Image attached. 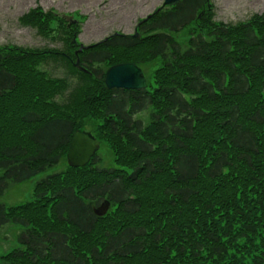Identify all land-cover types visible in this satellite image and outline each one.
I'll return each mask as SVG.
<instances>
[{
  "label": "trees",
  "instance_id": "16d2710c",
  "mask_svg": "<svg viewBox=\"0 0 264 264\" xmlns=\"http://www.w3.org/2000/svg\"><path fill=\"white\" fill-rule=\"evenodd\" d=\"M52 10L37 5L18 22L48 38L78 34ZM136 26L140 37L111 33L79 52L91 73L72 65L71 43V54L0 46V122L12 114L0 124V195L65 162L35 182L31 200L0 202V227L25 228L3 262L264 264V11L224 23L209 0H180ZM50 54L79 75L73 88L39 69ZM146 61L156 68L145 88L105 86L107 65ZM83 129L111 151L110 165L98 153L66 163ZM104 198L110 208L97 216L92 205Z\"/></svg>",
  "mask_w": 264,
  "mask_h": 264
},
{
  "label": "rangeland",
  "instance_id": "374dc122",
  "mask_svg": "<svg viewBox=\"0 0 264 264\" xmlns=\"http://www.w3.org/2000/svg\"><path fill=\"white\" fill-rule=\"evenodd\" d=\"M162 2L163 0H0V46L15 44L23 47H44L45 49L52 48L60 51L67 49L66 52L72 53V47L69 45L73 38H71V33H59L53 38H48L40 35L36 28L18 22V18L23 13L37 5L41 6L44 11L53 9L57 12L72 14L74 18H78L80 23L78 24L79 32L76 35L77 43L90 45L115 31L132 33L136 23L160 6ZM209 4L212 5L213 19L224 23L235 24L245 21L252 14H259L264 11V0H209ZM191 28H193V25L186 26L176 36L180 39L187 37ZM140 66L146 80H150L152 72L156 68V62L146 61ZM39 69H45L53 77L66 78L70 88L80 82L79 75L65 57L59 54L46 56L45 60L39 65ZM67 93L68 90L56 96L55 100L59 103L65 102ZM6 115L7 118L5 117L4 120L1 118L0 124L3 121H6L8 125L12 123V114L8 112ZM139 117L145 122L149 120L147 112H142ZM13 127L17 131L22 129L17 122ZM14 130L12 131L14 132ZM12 140L19 141L20 139L17 136L12 137ZM97 153L102 158L101 166L110 165L112 154L106 145L101 144ZM63 163L36 173L22 182L10 183L4 193L0 195V202L7 206H15L29 199L31 200L35 182L48 173L62 170L65 166V162ZM1 174L2 171L0 170ZM21 230H23L22 226L13 222H8L0 227V261H4L2 257L8 251L23 246V241L17 239V235ZM3 263L7 264L6 262Z\"/></svg>",
  "mask_w": 264,
  "mask_h": 264
},
{
  "label": "water",
  "instance_id": "95a60500",
  "mask_svg": "<svg viewBox=\"0 0 264 264\" xmlns=\"http://www.w3.org/2000/svg\"><path fill=\"white\" fill-rule=\"evenodd\" d=\"M180 0H163L161 6H172ZM59 18H63L66 21L67 27L76 23L77 19L72 14L54 12ZM139 37L140 34L136 32L134 34ZM72 43H76V39H72ZM87 46L81 44L74 54H78L83 48ZM73 65L81 71L90 72L83 65L80 64L78 56L73 60ZM104 84L110 88H124V89H139L146 87V79L142 72V69L131 62L116 63L110 65L104 74ZM100 142L97 138L92 136L88 131L76 130L69 142L66 161L69 166H83L85 165L94 153L99 149ZM110 206V201L104 199L99 205L93 206V212L98 215H104Z\"/></svg>",
  "mask_w": 264,
  "mask_h": 264
},
{
  "label": "flooded vegetation",
  "instance_id": "af4514ba",
  "mask_svg": "<svg viewBox=\"0 0 264 264\" xmlns=\"http://www.w3.org/2000/svg\"><path fill=\"white\" fill-rule=\"evenodd\" d=\"M75 45H76V47H78V45H77V44H75ZM99 203H100V202H99ZM99 203H98V204H99Z\"/></svg>",
  "mask_w": 264,
  "mask_h": 264
}]
</instances>
